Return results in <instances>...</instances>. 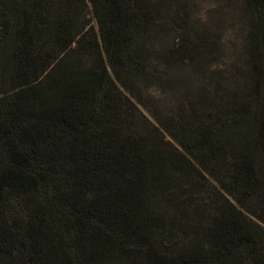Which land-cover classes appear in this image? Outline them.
I'll return each mask as SVG.
<instances>
[{
    "label": "trees",
    "instance_id": "obj_1",
    "mask_svg": "<svg viewBox=\"0 0 264 264\" xmlns=\"http://www.w3.org/2000/svg\"><path fill=\"white\" fill-rule=\"evenodd\" d=\"M241 10L226 80L181 0H0V264H264V0Z\"/></svg>",
    "mask_w": 264,
    "mask_h": 264
},
{
    "label": "rangeland",
    "instance_id": "obj_2",
    "mask_svg": "<svg viewBox=\"0 0 264 264\" xmlns=\"http://www.w3.org/2000/svg\"><path fill=\"white\" fill-rule=\"evenodd\" d=\"M181 3L186 6L190 20L196 27L207 29L211 35L220 38V49L209 59L213 62L211 68H205L198 76L207 74L210 78L219 76L228 80L227 75L230 76L236 64H240L244 58L248 19L241 10L242 0H181ZM150 90L156 92L153 88ZM155 94L167 100L164 102L166 106L168 102L182 97L175 92L169 96L158 92ZM140 108L149 116L145 109Z\"/></svg>",
    "mask_w": 264,
    "mask_h": 264
}]
</instances>
